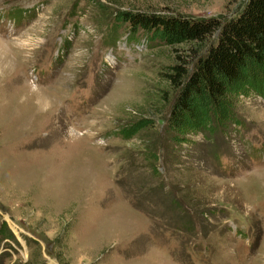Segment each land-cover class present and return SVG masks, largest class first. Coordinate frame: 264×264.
<instances>
[{
	"label": "rangeland",
	"instance_id": "374dc122",
	"mask_svg": "<svg viewBox=\"0 0 264 264\" xmlns=\"http://www.w3.org/2000/svg\"><path fill=\"white\" fill-rule=\"evenodd\" d=\"M242 1L0 0V264H264L263 68L172 128L173 50L120 21Z\"/></svg>",
	"mask_w": 264,
	"mask_h": 264
},
{
	"label": "trees",
	"instance_id": "16d2710c",
	"mask_svg": "<svg viewBox=\"0 0 264 264\" xmlns=\"http://www.w3.org/2000/svg\"><path fill=\"white\" fill-rule=\"evenodd\" d=\"M120 15L129 36L140 31L173 50L161 74L166 83L161 101L168 103L173 94L166 115L172 128L183 120L187 128L199 125L203 105H222L232 85L242 86L249 63L264 70V0H244L225 18L142 9Z\"/></svg>",
	"mask_w": 264,
	"mask_h": 264
}]
</instances>
